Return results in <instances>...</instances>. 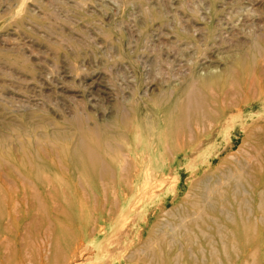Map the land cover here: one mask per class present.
<instances>
[{
    "label": "rangeland",
    "instance_id": "1",
    "mask_svg": "<svg viewBox=\"0 0 264 264\" xmlns=\"http://www.w3.org/2000/svg\"><path fill=\"white\" fill-rule=\"evenodd\" d=\"M0 264H264V0H0Z\"/></svg>",
    "mask_w": 264,
    "mask_h": 264
},
{
    "label": "bare ground",
    "instance_id": "2",
    "mask_svg": "<svg viewBox=\"0 0 264 264\" xmlns=\"http://www.w3.org/2000/svg\"><path fill=\"white\" fill-rule=\"evenodd\" d=\"M191 87L194 88L193 85H190V84L188 85V87H185V90H184L185 102H184V104L183 103L177 104L176 108H175V114H176L177 121H180L181 123L184 122L186 113L188 114V112H190V113L197 114L198 112L201 111L200 110L201 109V105H198V103H197V102H200V101L197 100V99H194V98H196L195 94H194L196 92ZM193 91H194V93H193ZM185 110H187L188 112H185ZM81 152H82L81 156L85 157L87 160L89 159V161H90V157H89V155H87V152L83 151V150ZM142 162H143V160H142Z\"/></svg>",
    "mask_w": 264,
    "mask_h": 264
}]
</instances>
